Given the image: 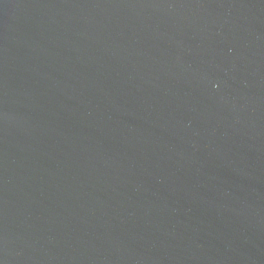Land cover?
I'll return each mask as SVG.
<instances>
[{
	"label": "water",
	"instance_id": "water-1",
	"mask_svg": "<svg viewBox=\"0 0 264 264\" xmlns=\"http://www.w3.org/2000/svg\"><path fill=\"white\" fill-rule=\"evenodd\" d=\"M0 264H264V0H0Z\"/></svg>",
	"mask_w": 264,
	"mask_h": 264
}]
</instances>
